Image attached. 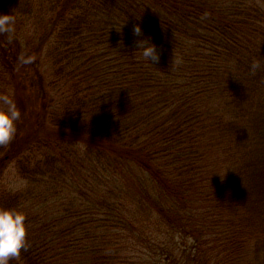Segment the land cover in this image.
Instances as JSON below:
<instances>
[{"label": "trees", "instance_id": "obj_1", "mask_svg": "<svg viewBox=\"0 0 264 264\" xmlns=\"http://www.w3.org/2000/svg\"><path fill=\"white\" fill-rule=\"evenodd\" d=\"M0 20L20 264H264L262 0H0Z\"/></svg>", "mask_w": 264, "mask_h": 264}, {"label": "clouds", "instance_id": "obj_2", "mask_svg": "<svg viewBox=\"0 0 264 264\" xmlns=\"http://www.w3.org/2000/svg\"><path fill=\"white\" fill-rule=\"evenodd\" d=\"M8 23L9 21L0 20V30L9 31L5 27ZM132 32L137 37L143 35L139 24L133 26ZM135 43V51L140 53L142 59L152 65L159 61L157 46L150 38H141ZM261 67L262 59H253L250 71L255 74ZM2 105L0 106V145H5L14 138L16 121L20 119L21 113L9 98H3ZM25 220L26 216L18 209L0 206V264H9L10 259L19 257L21 251L26 250L28 245Z\"/></svg>", "mask_w": 264, "mask_h": 264}, {"label": "rangeland", "instance_id": "obj_3", "mask_svg": "<svg viewBox=\"0 0 264 264\" xmlns=\"http://www.w3.org/2000/svg\"><path fill=\"white\" fill-rule=\"evenodd\" d=\"M233 146V145H232ZM233 152H235L234 150H233ZM228 157L229 159H233V154H227V155H224V153H222V159L224 158V157ZM10 170H8L7 171V176L5 177L6 178V181H9V182H13L14 181V178H13V176L10 174ZM13 260V261H12ZM9 264H20V262H18V258L16 257V258H12V259H10V261H9Z\"/></svg>", "mask_w": 264, "mask_h": 264}]
</instances>
